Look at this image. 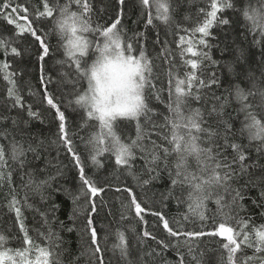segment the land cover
<instances>
[{
  "label": "snow or ice",
  "instance_id": "1",
  "mask_svg": "<svg viewBox=\"0 0 264 264\" xmlns=\"http://www.w3.org/2000/svg\"><path fill=\"white\" fill-rule=\"evenodd\" d=\"M100 3L0 0V18L13 26L0 35V207L5 225L12 221L0 231V264H264V0H203L187 27L175 19L181 0H131L133 28L125 24L129 0H113L111 14ZM157 22L172 31L163 40L155 33L152 55L147 32ZM226 27L239 29L231 41ZM25 34L41 50L52 139L33 130L43 115L26 103L17 80L24 71L7 59L22 57ZM46 36L56 37L61 57L55 78L45 75ZM214 47L231 59L221 64ZM108 164L111 173L101 174ZM113 190L125 194L118 218L101 195ZM25 209L38 227L27 226ZM132 220L137 227H126ZM206 237L217 247H202Z\"/></svg>",
  "mask_w": 264,
  "mask_h": 264
},
{
  "label": "trees",
  "instance_id": "2",
  "mask_svg": "<svg viewBox=\"0 0 264 264\" xmlns=\"http://www.w3.org/2000/svg\"><path fill=\"white\" fill-rule=\"evenodd\" d=\"M21 3H25L26 5H32V6H38L40 4V0H20ZM103 4L107 5V11L109 14L112 13L113 11V0H103ZM101 3L100 0H97V7H100ZM204 6L203 0H181V6L177 12V15L175 19L177 21H180L184 27L189 26L193 21L196 19V10L198 7ZM127 12H128V17L125 19V24L130 27H136L131 23L132 20L137 19L136 12L137 10L132 7L131 0H129V3L127 5ZM23 15V13H21ZM185 15H190L191 19L190 20H184ZM230 15V13H229ZM95 20L96 17H93ZM22 22V21H21ZM23 23V22H22ZM158 27L156 28H150V30L147 32L148 35V50L152 55H155V52L153 51V46H152V40L155 36V33L157 31L160 32L161 39L163 40L165 38L164 33L171 32L172 29L166 28L164 25L159 24L157 22ZM39 27H44L47 28L48 25L44 24ZM143 24L140 25V28L143 30ZM13 31V26L8 25L6 21H4L2 18H0V35H7ZM214 33L218 36H220L221 39H224L223 32H221L220 29H214ZM225 32H228V37L227 39L231 41L237 34L239 29L238 28H225ZM38 34L43 35L42 32H39ZM183 34V33H181ZM167 39L171 42L173 40V36L169 35ZM178 39V37H176ZM46 42L50 43L51 45V50H50V55L49 57L45 58L44 61V66L46 69L45 75L48 73H51L53 77L55 78L56 76V71H57V64L56 61L60 59V54L57 52V39L55 36L52 37H45ZM213 44L217 43V41H212ZM17 44L19 45L20 49L23 52L22 57H17L15 60L9 55L7 57L8 62L12 64L13 69H21L24 71L23 76H17V80L20 86V92L24 96L25 101L27 104H31L33 106V110H37L42 113L43 115V120L44 123L40 124L36 121H33L32 127L33 130H39L43 133L44 136L48 137L49 139L54 138L53 133L56 131V127L54 123H49L53 119V112L54 110H51L50 107L47 105L46 101L43 100V92L44 88L40 84V62L38 61L37 57L39 52L41 51L39 49V44L37 41L34 40V38L30 34H25L22 38L17 40ZM247 47V45H244ZM157 48L159 46H156ZM173 49H175V44L172 45ZM221 47L223 45L221 44ZM252 53H255V56H259V49L258 48H252L251 49ZM211 55L213 56L214 59L220 60L221 64H223L225 61H229L231 59L230 54L225 53L223 56H221V52L218 48H212L211 50ZM5 59V56L3 52H0V62H3ZM205 67H211V65L208 62H205ZM217 71V74L220 75L222 74L223 76L227 77V70L223 69L221 67H217L215 69ZM56 85L55 84H49L48 85V91L49 92H54L56 91ZM5 91H6V83L3 81L2 76H0V105L4 103V98H5ZM57 103H61L60 100L56 101ZM69 117V122L71 123L72 120L75 119V117L72 115L71 111L67 113ZM77 146L81 151H83V145L80 143L79 140H77ZM52 155L55 156L56 152L55 150L52 151ZM60 160L64 163H68V159H66L63 156V153H61ZM105 171L108 173H111V164L106 165L105 170H101V174H103ZM76 173L74 170H69L66 173V180L65 183L71 187L73 186L76 181H74ZM111 179V177H109ZM113 184H115V181H112ZM138 191V190H137ZM3 195V190H0V198H2ZM103 198L108 202L109 207L112 208L114 212L117 213V218H118V213L121 208V200L125 198V194L122 193H116L114 190L113 191H107L106 193L101 194ZM70 207V205H69ZM159 207V206H157ZM164 211L168 214L169 217L175 216L177 214V208L175 204L173 203L170 205L168 208L164 209ZM7 215V209L0 207V231H2L5 226L8 228L12 227V221L11 219L7 220V225H5V217ZM103 213H101V219H100V224L106 226L108 221L103 219ZM25 216L27 217L26 219V224L29 228L33 227H38V217L34 216V213L31 210L25 209ZM61 219H65V216H61ZM111 219V218H109ZM146 220L148 221V228L150 231L154 230V223L155 219L154 217L148 215L146 216ZM261 221L257 220V223H260ZM126 227H131V228H136L137 227V221L132 220L131 225H126ZM143 227V226H141ZM156 232H159V229H155ZM34 234V233H33ZM73 241L72 247L75 249L76 248V234L73 233L71 236L68 237ZM206 241V245H202V247H207V248H216L217 245L214 242L216 238L213 237H206L204 238ZM113 243V239L110 237L108 242H107V247L111 248ZM151 243V241H149ZM10 247H13V244L9 245ZM168 257L172 260H175V255L173 252H169ZM213 253H209V256H213Z\"/></svg>",
  "mask_w": 264,
  "mask_h": 264
}]
</instances>
